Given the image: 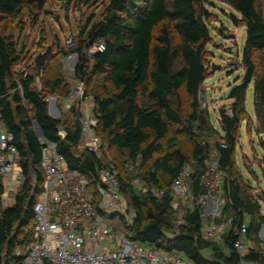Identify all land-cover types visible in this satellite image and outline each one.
Wrapping results in <instances>:
<instances>
[{"label":"trees","instance_id":"obj_1","mask_svg":"<svg viewBox=\"0 0 264 264\" xmlns=\"http://www.w3.org/2000/svg\"><path fill=\"white\" fill-rule=\"evenodd\" d=\"M217 1L238 13L245 28L241 56L244 76L241 84L229 92L230 111L219 112L221 133L210 126L207 111L200 102L201 87L207 76L205 49L210 41L208 13L202 0H109L100 18L94 23L91 19L80 32L74 50L79 59L75 75L88 95L85 84L89 85L96 76L109 82L111 93L107 89L101 92L92 89L93 96L90 95L97 118L96 133L103 146L126 153L130 162L149 163L142 180L148 188L164 190L160 198L150 191L140 195L123 180L119 168L112 163L119 173L125 204L133 213L132 223L127 226L128 237L147 247L174 251L194 264H239L240 257L228 240L222 248L202 239L201 211L197 206L186 211L177 232L171 230L176 212L171 207L170 183L187 166L191 172L190 193L198 197L202 191L200 179L209 161L214 159L224 174L223 214L232 218L235 225H247L246 238L251 248L241 259L264 264L258 239L264 215L260 214L259 202L251 195L249 185L236 171L234 160L250 84H253L254 114L260 125L258 133L264 136V68L260 73L255 63L257 54L264 60V14L257 9L261 0ZM47 2L0 0V25L7 18L18 16L25 6L40 11ZM156 27L160 28L155 35ZM98 43L104 45V51L93 52L87 74L86 51ZM48 56L35 60L36 74L17 79L13 69L21 54L6 27L0 26V121L4 131L12 136L22 176L20 189L7 208L2 206L4 187L0 177V264H23L22 254L16 251L33 241L32 209L43 181L41 142L54 145L68 170L78 177L88 179L95 169V156L78 155L73 150L81 138L79 115L71 110L73 122L63 125V131L59 128L62 120L48 115L43 89L54 93L63 85L61 78L47 80L44 87L40 85L37 73L42 76ZM68 92L60 96L66 98ZM183 99L188 102L187 109ZM33 123L41 131V141L33 131ZM173 126L180 127L190 139L189 156L175 148ZM212 136L217 141L210 146L204 138Z\"/></svg>","mask_w":264,"mask_h":264},{"label":"built area","instance_id":"obj_2","mask_svg":"<svg viewBox=\"0 0 264 264\" xmlns=\"http://www.w3.org/2000/svg\"><path fill=\"white\" fill-rule=\"evenodd\" d=\"M66 44L71 47L72 40ZM95 50L103 52L104 45L98 43ZM63 101L65 110L52 105L57 114L54 118L71 110L79 115L81 138L73 150L78 155L95 156V169L88 179L80 178L68 170L54 145L41 142L46 144L41 149L42 191L32 209L33 241L22 254L23 264H194L174 251L147 247L128 237L127 226L132 223L133 213L125 204L117 169L101 159L103 143L96 133L92 97L77 83ZM17 158L12 136L0 121V177L4 188L21 186ZM190 177L186 166L170 183L172 210L177 212L186 203L189 209L197 206L203 240L222 248L228 240L240 257L239 264H258L241 259L251 248L246 238L247 225H235L223 214L224 174L218 170L217 160L207 164L199 183L202 191L196 198L189 190ZM163 194L164 190L152 191L156 198Z\"/></svg>","mask_w":264,"mask_h":264},{"label":"rangeland","instance_id":"obj_3","mask_svg":"<svg viewBox=\"0 0 264 264\" xmlns=\"http://www.w3.org/2000/svg\"><path fill=\"white\" fill-rule=\"evenodd\" d=\"M108 2L109 0H48L40 11H36L31 6H25L18 16L9 17L1 23L0 26L6 27L7 34L17 43V50L21 54L20 61L13 69L17 79L26 74H36L35 60L39 56L48 54L46 69L42 76H39L40 85L44 87L47 80L55 78L63 80V85L54 93L49 92L47 88L43 89V93L47 95V101L50 102L47 106L48 114L53 104L62 106L65 110L64 98L60 95L70 90L73 85L80 83L75 75V67L79 60L74 53L77 40L81 30L91 19V23H94L100 18ZM202 2L208 13L206 25L210 41L205 49L207 76L201 87L200 102L202 109L207 111L210 126L221 133L218 124L219 112L230 111L232 100L228 98L229 92L241 84L244 76L241 56L245 42V28L241 25L239 14L228 5L217 0H202ZM257 9L264 14V0L258 2ZM159 28H155V35ZM68 39L72 40L71 47L66 44ZM94 51H96L95 47L86 51L87 74L92 66L90 57ZM255 63L261 73L264 68L261 54L255 55ZM37 75L40 73L38 72ZM85 86L92 96V89L98 92L107 89L108 93H111L109 82L102 76H96L89 85L85 84ZM187 105L188 102L183 99L184 108L187 109ZM244 108L235 147V168L242 180L249 185L251 195L259 202L260 214L264 215V136L258 133L260 125L253 109V84H250L246 90ZM70 115L69 112L64 116L60 114L62 120L60 131H63V125L69 121L73 122V117L71 118ZM171 135L177 140L175 148L185 156H189L192 144L181 128L173 126ZM204 140L210 146L217 141L214 136L205 137ZM101 159L104 163L116 164L123 180L140 195H145L147 191H151L152 194L155 190L146 187L142 180V173L149 168V163L145 165H142L140 161L132 163L128 160L126 153L118 152L105 144ZM15 193L16 191L11 196ZM188 210L189 204L186 203L175 213L171 221L172 232H177V226L183 223L184 215ZM27 231L24 235H27ZM258 239L260 248L264 252V225L258 233ZM26 248L27 246L17 249L16 254H23Z\"/></svg>","mask_w":264,"mask_h":264},{"label":"crops","instance_id":"obj_4","mask_svg":"<svg viewBox=\"0 0 264 264\" xmlns=\"http://www.w3.org/2000/svg\"><path fill=\"white\" fill-rule=\"evenodd\" d=\"M55 107L58 108V109H59V108L62 109V106H61V107H58V106H56V104H55ZM66 113H67V112H66ZM50 114L53 115L54 117L57 116V114L55 113L54 106H52V108L50 109ZM54 117H53V118H54ZM2 184H3V187H4V182H3V180H2ZM13 184L15 185L16 183L13 182ZM11 187H13V186L8 187V189H7V188H4V194H3V196H2V200H3L4 197H6V198L4 199V200L6 201L5 205L3 206L4 208H7L9 205L12 204L14 196L16 195V193H17V192L19 191V189H20V188H15L14 190H12ZM14 191H16V193H15L13 196H11V194L14 193Z\"/></svg>","mask_w":264,"mask_h":264},{"label":"water","instance_id":"obj_5","mask_svg":"<svg viewBox=\"0 0 264 264\" xmlns=\"http://www.w3.org/2000/svg\"><path fill=\"white\" fill-rule=\"evenodd\" d=\"M50 117H54L53 115H51L50 113L48 114ZM33 131L36 135L37 138H42V134L40 129L38 128V126L36 125V123H33ZM46 144H42V148H45Z\"/></svg>","mask_w":264,"mask_h":264}]
</instances>
